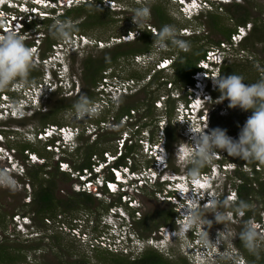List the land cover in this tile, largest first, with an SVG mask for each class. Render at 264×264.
<instances>
[{"label": "clouds", "instance_id": "obj_1", "mask_svg": "<svg viewBox=\"0 0 264 264\" xmlns=\"http://www.w3.org/2000/svg\"><path fill=\"white\" fill-rule=\"evenodd\" d=\"M168 1L177 6L176 9L178 13L185 20H191L198 14L200 15L204 12H207L209 9H214L212 7L213 4L234 2V0ZM88 3L93 5L97 4V11H102L98 4L100 6H110V8H112L115 1L0 0V110L3 108L1 104H5L6 101H8L7 98L2 97V94H9V96L13 97L12 95H16V92L22 93V88L30 86L29 84L31 83L41 82L43 84V87L40 88V90H38L37 92H33L31 98L26 97L27 103L25 104V109L35 108L34 104L38 99L41 101V104L37 106L39 108L38 110H40L42 107L45 108L44 105L46 104V101H44V98L48 97L49 94L56 91L58 89V86L62 89L63 87H65V84L68 85V89L65 87L67 90H64L65 95L67 94L68 96H71L79 93V85H75V81L73 83V81H71V78L66 75L64 68L59 65L61 64V62L58 61V64L52 63L58 55L68 50H78L79 48L82 49L83 45L89 47H97L95 44L92 45L87 40L86 43L83 42V40L85 39H83L82 36L87 37V34L84 32H73L75 26L67 20H62V16H64L69 9L76 8ZM148 17L149 8L147 6L137 7L133 10V15L131 16L136 26L143 23L146 19H148ZM37 19L41 20L42 22L46 20H53V23L49 26L48 29L49 36L51 38L59 40L51 45V49L48 51V53H51L49 55H46L45 57H41V49L40 51H37V47H33L32 45L27 46L21 38V36H23L24 33H27L28 31L27 25H34V22ZM252 27L253 26L251 23L240 24L235 27V31L231 33L230 38L226 39V42L232 44L234 42L231 38L232 34H239L236 44L232 45L231 54L225 53L226 50L222 48V50L220 51L221 59L219 61H215V59H212L210 61L211 65L206 67H199L197 62V69L190 76L191 82H188L185 85L183 84L182 93L181 91H178L176 89L178 87L172 80H169L171 86H167L168 82H166V79L163 78L162 82H160L159 80L162 85H165V89L169 90V94H166V96L163 95L162 97L164 98H162V100L160 99L161 97L159 95L160 98L158 97L157 99H155L154 106L156 104L158 109L164 107L167 108L166 105H163V102H166V100L168 101L170 98L174 100L178 99V101H181V103L176 106L174 119L180 126L183 125L185 128H187L186 130L184 129L182 136L188 139V144L191 146L190 150H192L191 154L189 153V151H187V155H191V167L188 170L190 175L187 176V179L184 180V176H182L181 178V176L178 177L177 175L174 177L163 175V169L166 166L164 154L167 147V140L166 138H163V136L166 127L169 125V120L167 125L164 127L163 125L167 122V120L165 121V119H160V117H157V119L155 120V123H157V138L154 139V136L152 137L147 133L145 124L139 126L138 123H135L136 121H138L136 120L134 123H131L130 126L132 130L135 125H138V127L134 128V131L130 133L127 131L126 125L124 123H120V118V120H117L118 124H122V126L125 127L120 135H122L124 131H127L129 133V135L124 139L125 146L121 153H119V144L115 141L116 150L114 153H111L113 155H116V158L107 159V157H100L99 159H93L92 156L91 159L92 164L96 166L98 164L100 165L98 171L94 173V176L98 177V179L102 182L98 183L95 181V184L98 187L97 189L101 190V195L105 192L107 194H110V196H115V199L107 203V208H109L108 210L106 209V213L104 215H100L101 217L99 216L100 218L98 217L97 219H95L87 213L86 215L84 214V216L80 217L79 220L73 224H71V222L66 223L60 231H63L64 234H68L70 238L82 242V244L88 246L89 244L87 241L83 242L71 233V229L73 227H79L80 232L86 233L88 239H94L103 236L110 243H114L120 247H128L130 250L132 249L134 252H136L137 255L131 251V253L135 255L133 259L140 256L143 250L149 246L159 251L160 248H164V243L168 241V238L166 237L173 231H170L168 229V224L163 225V229L159 231L162 236V238L158 241L160 248L153 245L151 241H149V243L147 242V245L144 248H140L139 243L140 241H142V238L139 236V234H137L135 221H138V219L141 218V215L136 216L134 211L140 210L142 205L137 195L143 194L144 188H153L154 184L160 182L163 184L164 188L158 190H155L153 188V190L155 191V194L159 196V198L168 201L173 205L172 207L175 210L174 219L176 225L179 227V232L182 235L188 234V236L190 237L189 241L191 247L188 252L190 261L193 264L223 263L221 262L223 255L220 254V250H222L223 248L220 243L225 239V237L222 236L221 233H228V229L227 227H223L222 231L217 232L216 239H209L206 226L211 227L213 220H209L207 217H202L199 208L203 209L208 206V191L207 195H204L205 191H203V188L204 186H206L210 178V174L212 175V177L217 175V173L219 172L223 173L224 176H226L228 172H230L231 174H237V180L233 181L236 183V187L231 189L230 194H228L229 198H234L235 196L236 204L239 198L238 187L243 182L239 173L254 171V168L251 165L247 163L241 164L236 159H231L232 161H225L226 156L222 152H226L228 156L238 157L244 161L259 162L255 166V168H258L259 171L261 169L258 166L260 164H264V78L254 83H244V78L240 75H221L222 68L227 64V60L230 57L247 56V49H243L241 46L249 36ZM147 30H150L155 36L152 42L154 51L151 53L149 58H146L145 55V53H148L147 51L131 55L134 56L132 60L136 63L142 61V56H144L145 59L143 60L144 62H142V64H148L146 67H150L148 74L144 78L137 80L134 77H131L136 81L137 84H139L138 81L144 79H146L148 81V84H150L154 75H160L161 73H164L169 69L173 70L174 72L173 65L178 57H176L173 53L158 57V54L160 52L168 49L169 47H174V49L186 52L190 47L189 42L181 39V37L179 38L175 25L165 24L160 28L158 33L154 31V28H152L151 26H149L148 28L144 27L143 29L135 30V32L130 29L128 30V32L126 31V33H124L122 36L115 37L119 38L120 40L114 42L110 46L98 48L104 49L122 42L126 43L128 41L136 40L137 37L143 33V31ZM194 32V30H191L189 28H182V30L180 31V35L185 37L193 34L191 37H194ZM74 34L77 35L76 38L73 37ZM71 36L74 39L67 41V39ZM58 42H62L63 46L55 49L53 45ZM208 49H206V52ZM37 53L39 55V59L41 60L39 65L43 64L45 67L47 66L46 69H48V73L46 75L43 74L41 81H34L27 84V86H22V88H19V83L17 80H23L27 78L28 73L33 66L34 54ZM49 57H51V59H48ZM106 68H104L102 73ZM50 69H53V71L56 73L57 80L56 78L53 79V77L51 76L49 72ZM196 72L198 73L196 74ZM200 72H203L204 74H201ZM104 75L105 73H103V76ZM106 75L109 77L108 72L106 73ZM103 76L101 74L100 80ZM114 76H116V74H112L113 78ZM111 83L115 84L114 81H111ZM71 84H74V86H71ZM137 84L133 87H130L127 91H115V93L110 92V95H107L105 98L108 104L104 103L101 100L100 95L97 100L91 101L87 95L81 94L78 99L74 101L71 110L68 112V118L92 119L97 116L99 117L105 111H109L113 107H115V100L121 94L122 97H124L125 95L134 91L137 88ZM188 86L192 87L193 89L192 99L187 98V94L190 92ZM217 91L220 92V97H218V94H216V96L214 95ZM114 94L116 95L114 96ZM212 98H218L219 100L227 99L229 101V108L238 107L239 109L243 110L248 116L245 123L240 128L238 135H236L237 138L230 137L229 135H227L226 130L219 127L212 129V116L214 115V113L216 114V112H218L217 107L210 110V108L207 106L211 104ZM95 103L100 106V112L94 105ZM185 107L188 109V111L185 110ZM190 109H192V111ZM249 110H251L250 116L248 113ZM28 112H30V110H25L23 116L15 118H22ZM6 117L8 116H0V120L6 119ZM9 117L14 118L12 116ZM135 117L136 115L133 116V119ZM90 124V122H85V124H83L82 126H73L72 124H49L43 128L41 127L38 130L27 132L26 135L28 136L31 133L32 137H34V140H40L42 143H46L45 147H48V151L57 155L55 161L56 164H58L59 166L60 162H65L68 164L66 166V170H60L56 166L57 170L59 169L58 171L70 175L72 171L77 168L74 167L73 169V167L69 165V162L61 158L65 156L66 152L75 153L77 151V148L81 144V136H83L84 134L90 136L92 135L91 133H93V135H98L99 131L102 130L100 129L99 125H97V132L95 130L89 132V130H87V127ZM192 124H195V127L190 126ZM51 125H56L57 128L54 132L48 134L46 136L47 138L44 139L38 136L39 131L46 129ZM109 126L110 125H108V127ZM61 127H64L65 130H59ZM0 133L2 135V137H0V144L3 147L2 149H0V185L10 186L13 181L9 174L5 171L19 172V170L24 165L22 164L21 166L18 164V162H16L17 160H15L14 158V154H16L14 148H10L2 144L5 140L4 136L7 137L9 134H6L5 131H0ZM12 135L14 136V134ZM25 140L33 141L29 139V137H26ZM57 140L58 143L56 142ZM135 143L141 146L140 150L144 151V155L146 157L149 156L148 160L150 161V164L148 166L155 167L154 172L150 175L153 181H149V185L141 187V191L136 194L130 191L128 188H124L123 190H118L113 193H108L104 188H102V186L103 184H105L106 179L114 178L113 172L111 170L112 167H117L118 171L121 170L122 175L125 176L121 180L117 181L119 185H127L133 180V178L129 177L130 170H124L123 165H125L124 162L126 157L133 156L128 153V147L134 145L136 147ZM55 145H57L58 148H56ZM146 146L147 150H144ZM148 149H151V152H149ZM176 150L179 151L180 149L177 148ZM167 151L170 154L168 148ZM24 152H26V156L24 157H26V161L28 163L45 164V157L43 158L44 160H40L41 157L36 153L28 150H25ZM181 152L184 153L185 151ZM178 154L180 156V152ZM209 164L211 168L209 171L210 174H208L207 172L208 168L205 172H200V169L202 167ZM246 166H249V168L246 169ZM88 168H91V166ZM214 169H218V171L214 172ZM106 171L107 174H105ZM251 177H253V175H251ZM210 186L211 185L208 184L207 189L210 188ZM89 194H92L93 196H100L95 192H89ZM122 195H125V198H123ZM133 199L135 201H133ZM211 203L214 210L213 217L215 223L224 224L227 217L223 212L216 210L217 202L215 199H212ZM249 207L250 205L247 202L240 201L236 206V211L245 218L246 210H248ZM32 217L33 214L29 213L16 214L13 216V223L18 225L19 231H22L23 229H28V231H30V236L28 237L30 240H33ZM44 223L46 224L47 222L45 221ZM165 231L166 233H164ZM175 234L176 233L173 232V235ZM238 239L241 241L243 248L253 256L259 254V252L261 251L262 241H264V237H261L256 226L251 223H245L241 227L238 233ZM171 242L174 243L173 241ZM88 249L107 250L102 248L100 244H96V246L94 247L89 246ZM159 252L165 255L162 250H160ZM166 252L168 253L167 247ZM117 254L120 255L121 253ZM237 262L238 264H245L246 261L243 255L238 256Z\"/></svg>", "mask_w": 264, "mask_h": 264}, {"label": "rangeland", "instance_id": "obj_2", "mask_svg": "<svg viewBox=\"0 0 264 264\" xmlns=\"http://www.w3.org/2000/svg\"><path fill=\"white\" fill-rule=\"evenodd\" d=\"M114 6L110 8V6H98L100 9L105 10L104 13L99 14L100 19L102 23L98 25H94V21L91 19V16L94 14L93 10L96 9L97 4H91L88 6L83 7L82 9H78L77 11L73 12L67 19L72 24H78L82 25L80 26L81 32H84L87 34L88 38H91L92 40H102V41H110L113 37L122 36L126 31L132 29V31L135 32V30L143 29L144 27L151 26L154 28V31L157 33L160 30V25L158 23L157 15L154 12V9L159 6L162 7L166 14H167V24L175 25L177 28V33L179 38L189 41L188 38H192L191 35L189 36H181L180 31L182 28H189L191 30H194V34L197 38V43L195 46L196 48L200 47L204 50L210 48L211 46H214L217 44V42L221 43L222 41H226V38L223 36L220 27L222 26H229L234 27L237 24V18L239 15H241L243 10L242 8L245 6L248 9L249 15L253 18L254 16L260 17L264 20V1L261 0H234L237 4L240 6L234 7V2L230 3H216L213 4L212 7L214 9H209L207 12H204L203 14H198L196 17L194 16L191 20H185L177 11V6L169 1L166 0H114ZM140 6H147L149 8V17L146 19L143 23L139 25H135L133 22L131 16L133 15V10ZM120 9V10H119ZM218 14L220 16L219 20V27H216V25L210 20L209 15ZM234 17V18H233ZM94 23L91 24V22ZM100 21V22H101ZM50 23V24H49ZM53 23V20L49 21H41L37 19L34 22V25H27L28 31L27 33H24L23 36H21L22 40L26 45H32L33 47H37L38 50L40 49L46 50L47 44L44 40L45 36L49 34L48 29L49 26ZM84 23V24H82ZM253 26V22H251ZM49 25V26H48ZM225 27V28H226ZM190 31V30H189ZM73 33V32H72ZM199 33V34H197ZM187 34V33H186ZM185 34V35H186ZM123 38V37H122ZM130 40V39H129ZM59 41V40H58ZM83 42H87L86 40H83ZM127 45L125 42L119 43L123 45V48H134V46H138L137 40L128 41ZM92 45L95 44L93 41L91 43ZM118 45V44H116ZM116 45H113L108 48H98V47H89L86 45H83V48H79L78 50H68L60 55H58L52 64H58V61L61 62V65L66 75L71 78V81H75V85H79V93L68 96L67 94H64V90L68 89V85L65 84V87L61 89V87L58 86V89L51 94H49L48 97L44 98L47 103L45 104V108L41 109V111H38V107L41 104V101L38 99L35 102V108H27L26 110L28 112L24 117L22 118H11L6 117V119L0 120V131H5L6 134H9L7 137L4 136V146L14 148V151L16 154H14L16 162H18L19 165H24L19 172H7L9 176L11 177L13 183L10 186H2L0 185V212L3 213V215L7 214L6 217V230L4 228L0 227V239L4 237H8L10 239H14V244L16 242V245L19 246L20 252L25 254L27 256V259L33 260L31 261L33 264H61V263H67L72 264L73 261L82 262L83 264H106L102 260V258L97 255L98 251L96 250H90L88 249L87 245L80 244L76 242L74 248L75 252L72 250H66V251H54L53 254L50 256L49 261H47L44 257V254L41 258H32V248L34 246L42 245L44 246L45 242V236L46 234H43L41 239L39 241L30 240L28 237L30 236V231L28 229H23L22 231L18 230V225L13 223V216L16 214H25L28 211H31L33 209L32 206H30L28 203H30L35 187H33L32 183L29 182V180L26 178L27 169H32V166L34 164H30L26 161V152L21 153L20 146L24 143H30L33 147L37 148L39 152L44 153L45 155V163L49 166L45 169L49 170L50 173V179L55 181L56 186H62V187H68V189H71V192H74L75 184H76V178L71 177V174H64L61 175V173H58L59 169L56 170V166L59 168V165L55 163L57 155L55 153H49L48 147H45V151H43V143L40 140H34L31 135V133L27 136V132H32L33 130H38L42 127V119L43 115L46 113H49L50 111H53L54 109L57 110L58 103L64 104L61 111L57 112V114H54L55 117L58 119V121L62 124H72L73 126H82L85 124V122L94 123L96 126L100 124L98 122L100 119L105 120H111L114 122V126L111 125L107 128L102 129L99 131L98 135H86L84 134L82 137L81 145L82 148L80 150V153L78 156L74 155L71 156V153L66 152L65 156L61 159L66 160L69 162V165L73 167L77 164L76 161L81 162L84 160V149L87 145L85 141L88 138V144H92V142H96L99 138L101 139L100 144H98V148L102 150V153L105 151L115 152L116 150V139L120 136L121 132L125 129V127L122 126V124H118L117 120L114 118L117 113L121 111V109L126 106H132L135 104L144 105L142 110L134 108L135 109V115L136 117L133 120H129L125 125L128 132H133L134 128L132 130L131 123H134L136 120H141L138 124L141 126L142 124H145V127L147 129V133L154 136V139L157 138L156 130H157V123H155V120L157 117L160 119L163 118L167 122L163 125L164 127L167 125L169 120V125L166 127L171 130L174 138L170 139V152L171 156L167 151H165V160H166V166L163 169V175L166 176H184V180L187 179V176H189V168L191 167V155H187V151L191 154L190 148L191 146L188 144V139L184 138L182 135L184 129L186 130L183 125L180 126L174 119L176 106L181 103V101L171 100L169 103L166 100V102H163V105H166L167 108L170 110L168 112V109L161 108L158 109L156 104L155 108H153L151 112V116L149 117H143L146 116L147 110L150 105V100L152 97H155L156 95H160V99L162 100L163 95L166 96V94H169V90L165 89V85H161L160 88L157 87V85H154L149 88L148 81L146 79L138 81L139 84H137V88L132 91L131 93L125 95L122 97V94L116 98L115 100V107H113L109 111H105L101 116L94 117L92 119L85 118V119H79V118H68V112L71 110L72 105L74 101L78 99V97L81 94H85L88 96V98H92L93 101L97 100L99 97L98 92V86L101 83L100 78H97V81L95 83L90 82L86 79L85 74L87 72L86 67L83 66V63L85 59L88 57L100 59L105 57V59H108L111 54V48L116 47ZM111 49V50H110ZM154 51L152 45L150 46L148 53H145L146 58H149L151 53ZM185 52V51H183ZM247 56L245 57H236L232 56L227 60V67L233 66L235 69L239 70L242 69L244 78H250L256 80V78L260 75L261 78H264V41L257 42L253 48L247 49ZM51 53V52H50ZM50 53L47 52V55ZM143 53V52H142ZM170 53L175 54L176 57L180 58V53L178 49H174V47H169L168 49L160 52L158 54V57L168 55ZM41 55V53H40ZM143 55V54H142ZM134 56H120L116 60H114L110 66H108L104 72L109 73V78L111 81L117 82L122 81L126 79H130L131 73H140L141 76L144 75V72H148L150 67H146L147 65H143L142 62L145 59L144 56H142V61L139 63L134 62L133 59ZM39 55L34 54L33 57V66L31 70L28 73V76L26 79L23 80H17L19 83V86H27V84L34 82V81H41L43 74L48 73V69L43 64H40ZM50 67V66H48ZM50 74L55 79L56 73L53 71V69H50ZM103 72V73H104ZM103 73L102 76H103ZM173 70H168L164 73L160 74V82H162V79H166V82H169V80H173ZM225 73V76L230 75ZM40 74V75H39ZM89 74V73H87ZM112 74H116L117 78H113ZM133 75V74H132ZM50 76V77H51ZM101 76V75H100ZM102 79V78H101ZM136 79V78H135ZM57 80V78H56ZM139 80V78H137ZM68 81V80H67ZM247 83V82H244ZM251 83V82H250ZM30 85V84H29ZM152 85V84H151ZM71 86H74V84H71ZM168 86V84H167ZM176 88L178 91H181L183 84L181 86H178L177 84ZM153 89H156L155 92H153ZM16 95L10 96L11 100H16L22 95V93L16 92ZM20 94V95H19ZM218 97H220V93L218 91ZM172 99V98H171ZM19 100V99H18ZM211 104L207 105L210 110L214 109L215 107L218 108V112H216L215 116L217 117V121H220V125H222V129L227 131H233L232 133H227L232 138H237L236 135H238L240 128L245 123L248 116L245 114V112L241 109L237 108H229L228 103L229 101L227 99L219 100L218 98L211 99ZM145 109V110H144ZM163 109V110H162ZM36 111V112H35ZM216 111V110H215ZM170 113V114H168ZM245 114V118L243 117ZM218 115V116H217ZM143 117V120L141 119ZM221 117V118H220ZM220 118V119H219ZM244 119L243 123L240 125L239 121ZM124 123V121H121ZM120 122V123H121ZM146 122V123H144ZM219 125V127H220ZM190 126L195 127V124H192ZM129 128V129H128ZM162 129V128H161ZM165 129V130H166ZM213 129V128H212ZM234 133V134H233ZM14 134V136L12 135ZM26 137H29V139L33 141H27L25 140ZM163 138H166L167 140V134L164 131ZM165 140V141H166ZM136 144V143H135ZM135 146V145H134ZM140 145L136 144L135 147V153L130 154L133 155V160L136 163L137 168H141L143 165H149L150 161L148 160V157L144 155V151L140 150ZM179 148L180 150L177 151L176 149ZM181 151H186L182 153ZM180 152V156L179 153ZM226 159L225 161H232L231 159H238V157H231L228 156L226 152H222ZM104 154L100 156L99 154L97 157H104ZM179 156V157H178ZM93 158L94 155H93ZM17 164V165H18ZM37 165H40V163H37ZM208 166V174L210 171V164ZM34 167V166H33ZM258 167H260V171L258 168H255L257 171L260 172V175L262 176V180H264L263 176V164H260ZM249 166H246V169H248ZM5 169V168H4ZM43 170L47 171V170ZM76 170V169H74ZM218 171V169H214V172ZM243 171V170H242ZM25 172V173H24ZM201 172V171H200ZM107 174V171L105 172ZM214 174V173H213ZM248 176L250 178L251 175H255L256 173L253 172H247ZM241 175V172L239 173ZM43 178H47L46 176L42 175ZM235 176V177H234ZM237 174L228 172L226 176H224L223 173L219 172L217 175L212 177L210 174V178L204 186L203 191H205L204 195H207L208 191V206L201 209L199 208L200 214L202 217H207L209 220H213V223L211 227L206 226V229L208 230L209 239H216V234L218 231H222L223 227H227L228 233H221L222 236L225 237L224 240L221 241L220 245L222 246V250H220V254L223 255L222 264H238L237 259L238 256H242L245 258V264H254L253 262H250L246 255V250L243 248L241 241L238 239V233L241 229V227L245 223H251L256 226L258 232L260 233L261 237H264V200L262 201L260 197L253 196L250 198V202L248 203L250 205L248 211L249 213L246 214V217H242V215L236 211L237 203L235 204V196L234 198H229L228 194H230V190L236 187V183L233 182L234 180H237ZM48 178V179H49ZM237 182V181H236ZM208 184H210V188L207 189ZM255 185V184H254ZM58 186V187H59ZM257 187L256 185L254 186ZM153 188L155 190L164 188L163 184L160 182H157L153 185ZM153 188H144V193L137 195L139 200L141 201V218L144 216L147 217L148 224L145 225V230L142 231L139 229V224H136L137 234L139 233V236L142 238V241H140V248H144L147 245V242H152L153 245L160 248V245L158 241L162 238L161 234L159 233L160 227L163 224L164 217L162 213H166L168 210H174L172 207L173 205L165 200H162L159 198L158 195L155 194V191ZM95 199L92 201L91 205H89V209H86L83 205L79 206V209L84 210V214L86 215L88 212L92 217L98 218L100 215H104L106 213L107 203L110 201H113L115 199V196H110V194L103 193L100 196H95ZM215 199L217 202V208L216 210H219L224 213V215L227 217L224 224H218L215 223L214 217H213V207L211 200ZM84 207V208H83ZM175 213V212H174ZM83 214V215H84ZM101 217V216H100ZM99 217V218H100ZM139 220V219H138ZM15 222V221H14ZM42 225L45 226L42 222ZM168 229L170 231L175 232L176 234L173 235V232H171L166 238H168V241L164 243V248H160V250L163 251V254H161L158 250H155L157 253L162 255L165 259L169 260L172 264H193L190 261L189 258V250H190V237L188 234L182 235L179 232V227L175 223V219L169 221L168 223ZM43 232H45L46 227H40ZM163 228H161L162 230ZM46 233V232H45ZM56 233V234H55ZM54 233L55 237H62L70 238L68 234H64L63 232L60 233V231H56ZM166 233V231L164 232ZM165 238V239H166ZM173 241L174 243H172ZM37 244H36V243ZM47 244V243H46ZM166 245V246H165ZM166 247L167 251L166 252ZM239 248V249H238ZM243 249V251H242ZM149 251H152L148 249ZM131 251L137 255L136 252H134L132 249ZM77 252V254H75ZM244 252V253H243ZM242 253V254H241ZM40 254V253H39ZM75 254L76 256H73ZM261 256L264 255V241H262L261 251L259 252ZM129 256V257H128ZM126 255L125 258L133 259L134 256ZM74 257V259H73ZM227 257V258H226ZM32 258V259H31ZM260 258V257H259ZM241 263V262H240ZM195 264V263H194Z\"/></svg>", "mask_w": 264, "mask_h": 264}, {"label": "trees", "instance_id": "obj_3", "mask_svg": "<svg viewBox=\"0 0 264 264\" xmlns=\"http://www.w3.org/2000/svg\"><path fill=\"white\" fill-rule=\"evenodd\" d=\"M166 1H168V0H166ZM88 5H91V4L88 3V4L81 5V6L76 7V8L69 9L67 11V13L64 16H62V20H67L68 18H70L69 16L73 12L77 11L78 9H82L83 7L88 6ZM232 6L237 7L240 5L234 1V5H232ZM242 9L243 10H241L242 11L241 15H239V17H236L237 18L236 19L237 24L234 27H229V26L226 27V25H225V26L220 27V30H221L223 36L226 39H228V38H230L231 33H233L235 31V27L237 25L253 22V27H252L251 32L241 46L243 49H248V48L251 49L254 47V45L257 42L264 41V20L262 18L256 17V16H254L252 18L249 15V13H248L249 11L245 6ZM93 12H94V14L89 15V16H91V19L93 21L95 20L94 21L95 24L90 21L91 24H89V26L92 24H94L96 26V25L102 23L99 14L104 13L105 10L97 11V9H94ZM154 12L157 15L156 17L158 19V23H159L160 27L167 24V20H168L167 14L162 7L157 6L154 9ZM209 18L216 25V27L220 26L219 20L221 17L218 16V14L211 13L209 15ZM82 24H84V23H82ZM73 25L75 26L73 32H81V29H80L81 28L80 26H82L81 24L80 25L73 24ZM154 38H155V36L153 35V33L150 30L143 31V33L140 34L136 39L138 42L137 43L138 46L135 45L134 48H131V49L125 48L124 49L122 44H118V45H116V47L111 48L112 50L110 49L112 55L108 59H105V57L100 58V59L88 57L87 59H85V61L83 63V66L86 67V70H87V72L85 74L86 79L92 83H95L97 81V78L98 79L100 78V75H101L102 71L104 70V68L113 64L112 62L114 60H116L120 56H130V55L135 54V53H140V52L142 53L144 51H148L150 49V46L152 45ZM188 39H189V41H187V42H189V45H190L189 50L186 52L179 50L180 58L178 57V59L176 60V62L173 65L174 78L172 81L174 82V84L176 86H177V84H178V86H181L182 84L185 85L186 83L191 82L190 76L197 69V62L201 58L204 57L205 52H206V50H204L200 47L196 48L197 46H195V44L198 41L196 37H192V38H188ZM44 40L46 41L47 49L46 50L41 49V57H45L47 55V52L51 49V45L54 42L58 41L57 39L51 38L49 36V34H47V36H45ZM125 44L127 45L128 43H125ZM217 44H219V42H217ZM27 46H29V45H27ZM242 70H243V68L237 70L233 66L227 67V64H226L222 68V74L221 75L225 76V73L228 72L227 74H236V75H240L244 78ZM148 72H144L143 76H141L140 73H136V71H135V73H131L130 75L136 79L139 78V80H140V79L144 78L148 74ZM87 73H89V74H87ZM260 79H262V78L259 75L256 78V80L250 79V78H244V82L254 83ZM159 80H160V75L159 74L154 75L151 83L148 84L149 88H151L153 86V84L157 85V87L160 88L162 83H160ZM155 91H156V89H153V92H155ZM217 93H218V91L215 92L214 95L216 96ZM157 98H158V95L151 98L150 105H149V108H148L147 113H146L147 115L143 116V117L147 118V117L151 116V112H152L153 108H155L154 101ZM89 99L91 101H93L92 98L89 97ZM171 100H174V99L170 98L168 100V103ZM63 107H64V104L62 105L61 103H58L57 107H55V108H57V110L54 109L53 111H50L49 113L44 114L43 115L44 117L42 119V124H43L42 128L45 127L46 125H49V124L62 125V123H60L58 121V119L55 117L54 114H57V112L61 111ZM65 107H67V106H65ZM143 107H144V105H141V103L140 104L138 103V104H135L132 106H126L125 108L123 107L121 109V111L115 115L114 118L116 120H120V118L125 113H130L131 109L135 110L134 108H137V109L142 110ZM41 109L38 111H41ZM167 109L168 108H166V110ZM168 112H170L169 109H168ZM248 113L250 116L251 110H249ZM168 114H170V113H168ZM143 117H141V119H143ZM243 117L245 118V114ZM216 118L217 117L214 114L212 116V120H211V124H212L213 129L219 127V125H220L219 124L220 121H217ZM102 120H105V119L102 118L98 122H100ZM138 121H141V120H139V118H138ZM138 121H136L135 123L136 124L139 123ZM243 121H244V119L239 121L240 125L243 123ZM221 127H222V125H220L219 128H221ZM171 132L172 131L169 130V128H167L165 130V133L167 134V143L166 144H167V148H168L169 152H170V139L174 138V136ZM228 132L232 133L233 131H227L226 130V133H228ZM139 133H140V131H139ZM80 140L82 142V137L80 138ZM86 140L87 141H85V142L87 143V145H86L84 152H83V154H84L83 159L84 160H82L81 162L76 161L77 164L74 165V167L77 169H82L84 167H90L92 164L91 159H92L93 155L99 154L100 156H102V150L97 147L98 144H100L101 139L99 138L98 140H96V142H92V144H88V140H89L88 138ZM43 144H44L43 145V147H44L43 151H45V144L46 143H43ZM82 146L83 145L80 144V146L77 148V151L75 153H71L70 155L71 156H74V155L78 156ZM20 149H21V153H23L24 150H28V151L36 153L41 158L45 157L43 152L41 155V152H39L38 149L33 147L32 144H30V143H24L23 145L20 146ZM49 153H51V152H49ZM128 153L129 154L135 153V146L128 147ZM170 154H171V152H170ZM236 160L241 164L247 163V164L251 165L254 168V172L256 173L252 178H250L247 173H241L240 176H241L243 182L238 187L239 198H238L237 204L240 201H245V202L249 203L250 198L253 196H257V197L259 196L260 199L263 201L264 200V180H262V176L260 175V172L255 170V166L259 162H257V161H244L240 158H238ZM33 166H32V169L28 168L27 173L25 174L26 178L29 180L30 183H32L33 187L36 186L35 192L33 194V201L32 202L30 201V203H28L30 206L33 207V209H31V211H28L27 213L33 214V217L35 219H39L40 222L44 223L43 218L48 214L47 212L50 210L49 203L51 201L54 202L56 199L55 196L52 194L53 190L51 189V187H49L47 185L51 184L52 186H56V183H55V181L51 180L50 178L49 179L43 178V176H42L43 174L50 173L47 169H45V168L49 167L46 163L40 164V165L34 164ZM134 168H136V167H134ZM207 168H208V166L206 165V166L202 167L200 169V171L205 172L207 170ZM44 169L47 171L43 172ZM56 170H57V168H56ZM58 173H61V175H64V173H62L60 171ZM262 173L264 176V164H263V172ZM47 182H48V184H46ZM254 184L257 186L256 188L254 187L255 186ZM71 198L74 200V201L72 200L73 203H75L76 205H83L86 209H89V205H91L92 201L95 199V197L92 194H89L86 192H76V191L72 192ZM53 204H55V202ZM174 212H175V210L171 209V210H168L165 214L162 213V215L164 217L162 225H167L169 223V221L175 217ZM248 213H249V211L246 210V214H248ZM5 216H7V214L3 215V213L0 212V227L4 228V230H6L5 224L7 222ZM145 219H147V217ZM139 226H140L139 229L143 232L145 230L146 225L143 222H141V223H139ZM14 239L15 238H13V237H12V239H10L8 237H4V238L0 239V264L31 263V261H29L27 259V256L20 252L21 250H20L19 246L16 245V242H15V244L13 243ZM54 239L56 241H58V243L64 249L66 248V250H72V247H74L76 245L75 244L76 242L82 244V242H79V241L72 239V238H65L64 236L54 237ZM83 245H85V244H83ZM87 247H89V246L87 245ZM147 248L152 250V251H149L148 249H146L147 251L145 250V252L143 254H141L140 256H138L134 260H131L129 258L127 259V258H125V255H121V254L119 255L117 253H113V252H110L108 250H96V251H98L97 255H99V257L102 258V260L104 262H106V264H172L169 260L165 259L162 255L157 253L155 251L156 250L155 248L150 247V246ZM153 249H155V250H153ZM242 251H243V249H242ZM75 254H77V252ZM75 254H73V255H75ZM246 255H247L248 259L250 260V262H253L254 264H264V255L261 256L260 254H258V255L253 256V255H250L247 251H246Z\"/></svg>", "mask_w": 264, "mask_h": 264}, {"label": "built area", "instance_id": "obj_4", "mask_svg": "<svg viewBox=\"0 0 264 264\" xmlns=\"http://www.w3.org/2000/svg\"><path fill=\"white\" fill-rule=\"evenodd\" d=\"M77 35H73L74 38H76ZM72 36L69 37L67 39V41H70L71 39H74ZM239 37V34H232V40L234 41L232 44L228 43L226 41H222L221 43H219L218 45H214L211 46L206 54L204 55L203 58H201L198 61V66L199 67H206V66H210V61L212 59H215V61H219L221 59L220 57V51L222 50V48H224L226 51L225 53L231 54V50H232V45H235L237 42V38ZM83 39L87 40L88 42L92 43L93 41L95 42V45L97 47H105V46H110L111 44H113L114 42L120 40L119 38H111L110 41H102V40H93L92 39H88L86 36H82ZM61 46H63L62 42H58L56 44L53 45V47L55 49L60 48ZM218 51V52H217ZM48 59H51V57H49ZM105 75L102 77L101 79V83L98 86V92L100 93V97L101 100L108 104V102L106 101V96L110 95V92L115 93V91L117 92H121V91H127L130 87H133L134 85H136V81L132 78L130 79H126L124 81H117L114 82L115 84L111 83V79L106 75L107 72H104ZM198 72H196L197 74ZM201 74H204L203 72H200ZM114 78H117L116 76H114ZM168 86H171V83L168 82ZM19 88H22V86H18ZM43 87V84L41 82L38 83H31L30 86L27 87H23V91L22 94L17 101L16 100H11L9 94H2V97L7 98L8 101H6V103L1 104V106L3 107L0 110V116H12V117H20L24 115V111L25 109V104L27 103V99L32 97V93L33 92H37L38 90H40V88ZM189 89V93L187 94V98L192 99L193 94H192V87L188 86ZM116 94H114L115 96ZM97 108V110L100 112V106L95 103L94 104ZM185 110L188 111V109L185 107ZM192 111V109H190ZM135 110H131V112L128 114H124L121 117V121H124V124H126L129 120H133V116H135ZM122 123V122H121ZM114 122H112L111 120H102L100 121L99 127L100 129H104L107 128L108 125H113ZM114 126V125H113ZM138 125H135L134 128H137ZM57 128L56 125H51L50 127L48 126L46 129L39 131V135L42 138H47L46 136L52 132L55 131V129ZM59 130L64 131V127H61ZM87 130H89V132L92 131H98V126L94 125L93 123H91L88 127ZM129 133L127 131H124L122 133V135H120L117 139L116 142L119 144L118 148H120L119 153H121V151L124 148V139L126 138V136H128ZM0 137H2L1 133H0ZM58 143V140L56 141ZM147 143V142H146ZM145 143V144H146ZM147 145V144H146ZM149 145V144H148ZM50 147V146H49ZM56 148H58L57 145H55ZM2 145L0 144V149H2ZM144 150H147V146L145 147ZM149 152H151V149H148ZM104 157H107V159L110 158H116V155H113L110 151H105L103 153ZM95 158L93 159H99V157H97V155H94ZM149 157V156H148ZM40 160H44L43 158H41ZM125 165L124 166V170H130L129 173V177L133 178V180L127 184V185H119L117 183L118 180H121L123 177H125L124 175H122L121 170L118 171L117 167H112L111 170L113 172V179L112 178H108L105 181V184H103L102 188H104L108 193H113L115 191L118 190H123L124 188H128L130 191H132L133 193H138L141 191V187H144L146 185H149V181H153V179L150 177L151 173L154 172V168L155 167H150L148 165H143L141 166V168H137L136 167V163L133 160V157L128 156L125 158ZM68 164L65 162H60V166L59 169L60 170H66V166ZM100 165L98 164L97 166L92 164L91 168L88 167H84L82 169H76L73 170L71 173V176L74 178H76L77 182L75 184V191L77 192H95L98 195H101V190L97 189L98 187L95 184V181L98 183H102L98 177L94 176V173L96 171H98ZM136 167V168H134ZM133 168V169H130ZM145 175V176H144ZM126 179V178H125ZM123 198H125V195H122ZM170 198V197H169ZM133 201H135L133 199ZM132 204V203H129ZM136 216L141 215L140 210H136L134 211ZM45 221L50 224L51 223V219L50 218H46ZM65 228V227H64ZM71 233L76 236L77 238H79L81 241L83 242H88L90 247H94L96 246V244H100L102 248L107 249L113 253H121L123 255H131V256H135L133 253H131V250L128 247H120L114 243H110L107 239H105L103 236L99 237V238H94V239H88V236L86 233L84 232H80L79 227H73L71 229Z\"/></svg>", "mask_w": 264, "mask_h": 264}, {"label": "flooded vegetation", "instance_id": "obj_5", "mask_svg": "<svg viewBox=\"0 0 264 264\" xmlns=\"http://www.w3.org/2000/svg\"><path fill=\"white\" fill-rule=\"evenodd\" d=\"M43 175L46 177L48 176L47 178L50 177V175L48 173H45ZM46 184H48V182ZM47 186L51 187V189L53 190L52 194L56 198L54 201L55 204H53L54 202H52V201L49 203L50 210L47 212L48 214L43 218L44 222H45L46 218H50L51 219L50 224L43 223L45 225V226H43L42 222H40L39 219H35L34 217H32V220H33V226H32V228H33V240L39 241L41 239L42 235L46 234L44 246H42V245L37 246L36 245V246H34V248H32V251H34L32 253V258H35V259L41 258L44 254L45 259L47 261H49L50 256L53 254V252L55 250L60 251V252L66 251V248L64 249L58 243V241H56L54 239V237H55L54 233L56 231L62 230L63 226H65L66 223L71 222V224H73V223L77 222L80 217L84 216L83 215L84 210L79 209L80 205H76L75 203H73L74 200L71 198V196H72L71 189L69 190L67 186L65 188L62 186H59V185H58L59 187L58 186H52L51 184H49ZM32 201H33V197L31 199V202ZM88 214H90V213L88 212ZM145 218H146V216L139 219L138 221H135V227H136V224H139L141 222H143L147 225L148 222H147V219H145ZM95 219H97V218L95 217ZM41 226L46 227L45 228L46 233L43 232V230L40 228ZM162 226L163 225H161L160 230H161ZM62 232L63 231H60V233H62ZM146 249H148V248H145L143 250L142 254L145 252ZM72 251L75 252L74 247H72ZM73 256H76V255H73ZM73 259H74V257H73ZM131 260H134V259H131ZM61 264H67V263H61ZM72 264H83V263L78 262V261H76V262L73 261Z\"/></svg>", "mask_w": 264, "mask_h": 264}, {"label": "bare ground", "instance_id": "obj_6", "mask_svg": "<svg viewBox=\"0 0 264 264\" xmlns=\"http://www.w3.org/2000/svg\"><path fill=\"white\" fill-rule=\"evenodd\" d=\"M186 152V151H185ZM141 219V218H140Z\"/></svg>", "mask_w": 264, "mask_h": 264}]
</instances>
